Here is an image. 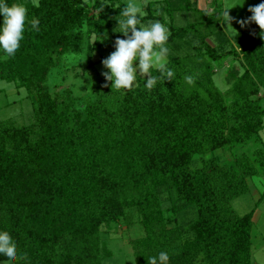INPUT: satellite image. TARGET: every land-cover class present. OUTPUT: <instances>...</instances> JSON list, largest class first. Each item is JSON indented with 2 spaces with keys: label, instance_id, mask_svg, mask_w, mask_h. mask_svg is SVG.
I'll list each match as a JSON object with an SVG mask.
<instances>
[{
  "label": "trees",
  "instance_id": "1",
  "mask_svg": "<svg viewBox=\"0 0 264 264\" xmlns=\"http://www.w3.org/2000/svg\"><path fill=\"white\" fill-rule=\"evenodd\" d=\"M165 1H149L141 22L169 28L173 80L149 91L138 75L131 90L117 91L103 77L102 89L77 110L46 85L54 56L81 51L84 24L100 39L88 48V60L94 50L102 58L114 51L113 39L124 38L117 20L125 2L39 0L35 7L6 0L39 19V31L26 24L14 56L0 50V81L35 97L33 123L0 120V231L11 235L18 257H27L9 264H111L101 226L123 219L130 207L139 210L143 230L128 242L135 264L161 251L169 264H191L190 250L207 264H251L253 213L264 195L243 214L231 202L249 190L250 178L264 176V38L255 23L230 38L217 2L208 10L194 0ZM191 10L202 17L184 25L165 19ZM229 57L237 64L227 68L228 86L220 90L213 63ZM226 149L232 154L223 161L207 156ZM164 189L194 208L193 237L182 246L180 228L167 226L172 220L160 207Z\"/></svg>",
  "mask_w": 264,
  "mask_h": 264
},
{
  "label": "rangeland",
  "instance_id": "2",
  "mask_svg": "<svg viewBox=\"0 0 264 264\" xmlns=\"http://www.w3.org/2000/svg\"><path fill=\"white\" fill-rule=\"evenodd\" d=\"M83 1L90 4L93 0ZM120 1L126 3V0ZM149 1L154 0H148V2ZM194 1L196 2L197 8L200 9H205L209 5L213 6L215 2L220 4V22L223 30L230 38H232L233 34L226 29L227 24H222L225 7L238 4L226 11L229 12L230 16L235 18L231 21V24L233 28L239 31L242 27L236 21L251 16V13L248 11L250 5L264 2V0H244L243 6H241L239 3H241L242 0H207V3L204 2V0ZM165 2L173 1L166 0ZM174 2L184 1L176 0ZM201 17L200 11L191 10L176 11L172 14H167L165 19L166 21H172L176 25H184L189 22L198 21ZM81 30V51L79 53L55 55V64L46 79V85L49 91H58L61 96L65 94L64 98L66 102H70L77 110L79 107H84L85 103L102 89V82L104 80H102L104 77L102 73L108 71V69L103 66L102 60L110 54L105 53L102 58L100 52L94 50L88 60V48L92 45L94 46V42H99L100 39H96L94 32H89L85 24L82 26ZM115 39L116 37L113 39V42H115ZM104 49H107L105 45ZM85 57L86 59L82 61ZM135 63H138V61ZM232 63L237 64L231 57L220 61L219 64L216 62L213 63V67L215 68L214 84L220 90H225L228 86L225 81V73ZM144 77L147 78V76ZM81 81H83V84L80 85ZM106 82L111 84V81ZM259 96L260 105L264 107V94L262 90ZM34 107L35 97L30 90L19 88L15 83L0 81V120H9L14 124L33 123L35 120ZM262 120L264 122V117ZM260 135L264 141V128L260 130ZM249 143H251V141ZM250 147L251 145L246 148ZM230 154H232V152L226 149L212 152L207 156H214L218 161H223L228 158ZM198 163L199 156H196L191 165L195 166ZM262 195H264V176L259 175L249 179V190L245 194L232 200L231 204L239 214H243L252 210L255 207V202ZM158 199L164 217L172 220V222L167 220V226L171 227L175 225L177 228H180L181 240L179 243L180 246H182L185 241L187 242L193 237V231L189 227V222L194 216L193 206L187 203L182 204L180 200H175V194L173 192L168 193L166 189L161 191L158 195ZM172 207H177L176 211L173 210ZM125 213L124 218L119 219L114 224L110 226H101V232L106 246L109 251L111 250V252H113L112 257L114 259L110 261L111 264H133L134 258L128 242L136 236L143 235L139 210L136 207H130L126 208ZM251 240V264H264V197L253 213ZM188 258H190L191 264H207L201 253H193L192 250L189 251ZM0 264H9V262L1 261Z\"/></svg>",
  "mask_w": 264,
  "mask_h": 264
},
{
  "label": "clouds",
  "instance_id": "3",
  "mask_svg": "<svg viewBox=\"0 0 264 264\" xmlns=\"http://www.w3.org/2000/svg\"><path fill=\"white\" fill-rule=\"evenodd\" d=\"M31 3L33 6L39 7V0H31ZM243 3L244 0L239 5L243 6ZM147 4L148 0H126L124 7L120 10L119 16L121 18L117 20L119 26L117 32L122 33L124 38L116 37L115 50L102 60L103 66L108 69L102 75L106 81H111V90H131L137 83L138 75L140 77L147 76L145 88L149 91L154 88L158 81H172L174 78V72L167 66L170 52L167 46L170 36L169 28L159 20L150 21L147 24L141 22L142 18L147 15L144 10ZM105 5L107 4L100 6L99 13ZM235 5L238 4L225 7L222 20V24H227L226 29L234 37L239 34L231 24L235 18L230 16L226 10ZM119 7L117 5V8ZM248 11L251 16L236 22L241 27L254 22L261 30V37L264 38L262 35L264 34V2L250 5ZM205 14L211 15L212 13L206 11ZM0 17H2V22H0V50L6 56L12 57L24 39L26 24H30L33 30L39 31V19L33 16L29 20L28 9L24 4L15 2L9 4L6 0H0ZM85 59L86 57L82 61ZM136 61L138 63H135ZM153 69L160 75H152ZM185 80L190 85L195 82L193 76H186ZM81 84L83 81L80 82ZM78 110H83V107H79ZM0 255L6 257L8 262L18 258H27L26 254L18 257L17 245L6 231H0ZM147 262L148 264H169V255L161 251L158 256L148 257ZM133 264H135V258Z\"/></svg>",
  "mask_w": 264,
  "mask_h": 264
},
{
  "label": "crops",
  "instance_id": "4",
  "mask_svg": "<svg viewBox=\"0 0 264 264\" xmlns=\"http://www.w3.org/2000/svg\"><path fill=\"white\" fill-rule=\"evenodd\" d=\"M204 2H206L207 3V0H204ZM210 3H212V2H210ZM222 6V5H221ZM204 9V8H203ZM205 9H208V10H211L212 9V5H209L207 8H205ZM252 23H254V22H252Z\"/></svg>",
  "mask_w": 264,
  "mask_h": 264
}]
</instances>
